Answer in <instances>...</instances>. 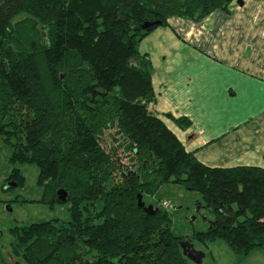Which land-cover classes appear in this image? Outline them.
Listing matches in <instances>:
<instances>
[{"label":"trees","instance_id":"16d2710c","mask_svg":"<svg viewBox=\"0 0 264 264\" xmlns=\"http://www.w3.org/2000/svg\"><path fill=\"white\" fill-rule=\"evenodd\" d=\"M236 1L0 0V134L11 148L8 163L34 165L37 185L53 193L48 205L68 213L9 231L26 264H189L182 240H220L242 255L264 248V169L210 168L187 152L161 118L180 131L190 121L155 111L151 64L138 50L169 18L198 21ZM19 15L25 19L14 24ZM28 22L46 43L12 47L15 28ZM7 183L21 188L24 178L13 169ZM167 183L198 194L218 224L176 237L164 209L150 214L137 206L138 195L144 203Z\"/></svg>","mask_w":264,"mask_h":264},{"label":"crops","instance_id":"0c3cea01","mask_svg":"<svg viewBox=\"0 0 264 264\" xmlns=\"http://www.w3.org/2000/svg\"><path fill=\"white\" fill-rule=\"evenodd\" d=\"M237 1L198 21L169 18L138 50L155 111L190 121L180 131L161 118L187 152L210 168L264 169V0Z\"/></svg>","mask_w":264,"mask_h":264},{"label":"rangeland","instance_id":"374dc122","mask_svg":"<svg viewBox=\"0 0 264 264\" xmlns=\"http://www.w3.org/2000/svg\"><path fill=\"white\" fill-rule=\"evenodd\" d=\"M24 19V15H19L13 23L16 24ZM45 36L38 25L32 27L31 23L28 22L23 27L15 28V41L11 43V46H20V42V47L32 49V43H36L39 47L46 43ZM41 57V55L37 56L38 68L45 82V87L49 89L44 62ZM4 137V134H0V264H26L14 252V239L9 231L16 227L51 219L66 220L68 213L64 206L55 205L51 207L48 205L53 193L50 189L37 185L38 169L34 165H10L8 163L11 148L3 143ZM13 169H17L24 178L23 186L5 191L3 188L4 181ZM16 199L25 202H15ZM143 201L146 206L160 207L168 213L170 230L176 237H190L193 233L205 232L217 223L216 216L205 207L198 194L171 183L159 185L158 189L154 190L153 195L145 194ZM228 219L229 216H226V221ZM189 244L193 246L195 251L202 254L201 264H264V248H258L248 255H242L229 249L220 240L206 245L195 242ZM189 264L194 263L189 261Z\"/></svg>","mask_w":264,"mask_h":264},{"label":"water","instance_id":"95a60500","mask_svg":"<svg viewBox=\"0 0 264 264\" xmlns=\"http://www.w3.org/2000/svg\"><path fill=\"white\" fill-rule=\"evenodd\" d=\"M239 4H241V1L238 0L237 1ZM159 25V22H155V23H149V24H144L141 28L143 30L151 27V26H158ZM16 185L14 183H7L4 187V190H8L10 189L11 187H15ZM57 199L59 201H61L62 203H64L66 201V193L63 192L62 190H58L57 191ZM137 206L142 208L143 212H146V213H150V214H153L156 210H152V206L151 205H148V206H144V203L142 202L141 200V196L138 195L137 197ZM180 246L183 250V254H185L186 258L194 263V264H201V258H202V254L200 252H197L193 249V246L187 242H181L180 243Z\"/></svg>","mask_w":264,"mask_h":264},{"label":"built area","instance_id":"2783aa9c","mask_svg":"<svg viewBox=\"0 0 264 264\" xmlns=\"http://www.w3.org/2000/svg\"><path fill=\"white\" fill-rule=\"evenodd\" d=\"M165 205V204H164Z\"/></svg>","mask_w":264,"mask_h":264}]
</instances>
